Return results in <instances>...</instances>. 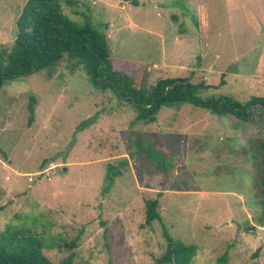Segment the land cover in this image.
Returning <instances> with one entry per match:
<instances>
[{
    "label": "rangeland",
    "instance_id": "1",
    "mask_svg": "<svg viewBox=\"0 0 264 264\" xmlns=\"http://www.w3.org/2000/svg\"><path fill=\"white\" fill-rule=\"evenodd\" d=\"M26 0H0V49L16 36ZM60 0L72 21L83 13L104 33L112 58L139 69L145 90L160 78L205 87L202 99L244 103L264 96V0ZM204 7L200 54L197 8ZM34 96V119L28 104ZM126 102L95 88L80 65L62 61L0 87V237L28 235L72 264H153L169 233L196 245L189 264H264V214L255 186L254 120L218 116L192 104L162 107L135 122ZM95 121L78 130L85 118ZM134 134L174 166L159 197L161 222L144 223V200L161 188L153 163L130 156ZM132 138V137H131ZM132 150V149H131ZM119 174L109 183L107 168ZM74 241V245H68Z\"/></svg>",
    "mask_w": 264,
    "mask_h": 264
},
{
    "label": "trees",
    "instance_id": "2",
    "mask_svg": "<svg viewBox=\"0 0 264 264\" xmlns=\"http://www.w3.org/2000/svg\"><path fill=\"white\" fill-rule=\"evenodd\" d=\"M69 4L75 0H67ZM197 8L196 26L199 30L200 54L205 52V12ZM84 22L78 24L62 12L60 0H26L16 19V36L9 48L0 49V87L6 81L39 71L50 72L62 61H70L73 67L80 65L91 84L115 99L126 102L136 112L134 121L152 123L162 107L192 104L218 116H234L243 121L254 120L258 111L264 113V96H252L241 103L227 95L202 99L196 91L205 87L192 83L187 78L166 77L158 79L149 90H145L139 69L132 61L112 58L107 47L106 35L92 25L88 14H82ZM34 96L28 104V125L34 119ZM95 116L83 119L77 126L81 130L95 121ZM132 137V138H131ZM130 156L145 155L154 165L159 176V190L155 198L144 200V223L151 226L154 220L161 222L158 212L159 197L165 189L173 171V164L160 149L134 134L128 139ZM257 173L255 186L264 214V139L255 142ZM132 149V150H131ZM119 174L115 165L107 168L109 183ZM164 248L154 257L153 264H189L196 245L173 237L161 222ZM68 245L73 246L74 241ZM0 264H72L71 256L54 259L34 237H0Z\"/></svg>",
    "mask_w": 264,
    "mask_h": 264
}]
</instances>
